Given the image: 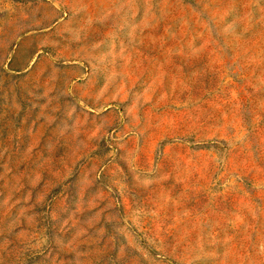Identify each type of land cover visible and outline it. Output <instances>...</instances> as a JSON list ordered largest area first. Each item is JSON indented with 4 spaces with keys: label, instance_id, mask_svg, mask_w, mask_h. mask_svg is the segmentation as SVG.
Listing matches in <instances>:
<instances>
[{
    "label": "rangeland",
    "instance_id": "374dc122",
    "mask_svg": "<svg viewBox=\"0 0 264 264\" xmlns=\"http://www.w3.org/2000/svg\"><path fill=\"white\" fill-rule=\"evenodd\" d=\"M0 264H264V0H0Z\"/></svg>",
    "mask_w": 264,
    "mask_h": 264
}]
</instances>
